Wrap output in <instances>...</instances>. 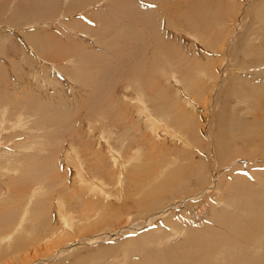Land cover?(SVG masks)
Segmentation results:
<instances>
[{
	"label": "rangeland",
	"instance_id": "rangeland-1",
	"mask_svg": "<svg viewBox=\"0 0 264 264\" xmlns=\"http://www.w3.org/2000/svg\"><path fill=\"white\" fill-rule=\"evenodd\" d=\"M19 116L26 127H12ZM117 149L134 158L122 164L123 185L151 182L161 169L158 184L177 154L187 172L157 207L123 209V222L106 229L131 232L87 243L85 232L74 233L33 259L27 242L41 229L32 224L34 234L2 245L0 264H189V246L171 248L190 230H206L197 235L202 246H191V264H264V0H0V236L38 184L44 191L30 209L39 217L59 193L81 215L73 191L97 177L115 193L121 161L109 155ZM233 168L261 192L232 195ZM122 190L113 213L128 199ZM69 242L73 250L60 255Z\"/></svg>",
	"mask_w": 264,
	"mask_h": 264
},
{
	"label": "bare ground",
	"instance_id": "bare-ground-1",
	"mask_svg": "<svg viewBox=\"0 0 264 264\" xmlns=\"http://www.w3.org/2000/svg\"><path fill=\"white\" fill-rule=\"evenodd\" d=\"M33 16H35V15H33ZM27 18H29V17H27ZM42 18L45 19L44 17H42ZM42 18H41V20H42ZM37 19H35V20H37ZM31 20H33V19H31ZM38 21H39V19L36 22H38ZM47 22H50V21L47 20ZM31 24H32V22H31ZM212 77H214V75H211V78ZM212 80H214V78ZM143 103H145V102H143ZM203 104L204 105L202 106V108H205V110L208 113L210 104H212V103H208V100L207 101L205 100V102ZM144 113L145 112H143L142 115H144ZM22 114H24V113L22 112ZM146 114L148 116H150L149 113L146 112ZM3 116H5V114H3ZM21 116L16 118V121L14 120L15 122H12V127L21 128V127H26L27 126L25 119L23 117H21ZM161 120H163V119H161ZM91 127H93V126L91 125ZM105 128H107V127H105ZM158 128H160V127H158ZM88 133H90V130H89ZM179 133H176L175 135L177 136V134H179ZM183 133H185V130H184ZM183 133L181 132L182 137H180V139L183 141V145L186 146V144H188L189 146L190 145L192 146L193 145V141H191L188 136L183 135ZM108 134H110V133H108ZM104 136L106 137L105 141L109 142L108 140H110L109 139L110 136L107 135V134L104 135ZM170 136L173 137L174 135L172 136V134H171ZM207 139H209V136L207 137ZM211 144H212V141L209 143V146H208L209 147V149H208L209 153H211V151H212V149H211L212 145ZM117 150L119 151V149H117ZM205 152L206 151H204V153ZM178 155L179 154H177L174 157H171V159L169 160L170 162H172V165H171L172 169H168V167L166 165L163 167L164 169H168V171H166L167 172V176L164 177L160 182H158V184H160L162 182L164 183V182H166V180L168 178H170L168 182H166L163 185H158V184L154 185L156 178L159 177L162 174V170L158 169V171L155 174H153L151 182H147L146 184H141V185H138V184L137 185H133L134 186V188H133L132 185L131 186L130 185H123L124 182H122V181L125 178V175H124L125 172H126L125 167L128 166L131 163V160H133L134 158H132L131 156H129L128 158H123V155H122V153L120 151H119V155L114 154V152L110 153V155H109L110 157L109 158H110V160L113 161V163H111V164H113V165L115 164L117 166V164L120 165L118 163L119 162L118 160L121 161V167L118 166L120 168V171L117 172L118 173V182L120 184V185H118L119 194H120L122 188H123L122 191H125L126 189L129 188L128 189V193L125 191L126 195L128 196V199L121 205V208L116 213H113L112 199L115 198L116 200L120 201L121 196L117 197L115 195L117 193L118 189H116L115 193L112 192L110 190L111 188L109 187L108 183L103 181L104 179L102 180L99 177H97V178L94 179V181H97V183H95L96 185L93 184L94 182L92 180L91 182H86L87 187H81V185H77L78 188H76V190L73 191L74 192L73 194L76 196V198L79 199V201H77V202L81 205V215H80V213L76 214L75 212L78 211V210H74V207H72L73 203L72 202H67L65 200V197L62 196L59 193V195L55 199L56 201L54 200V205H52V202H51L46 209L41 210L40 217H39V213H37V215L33 214L34 216H36V218H33V215H32L31 209H30V202L33 201L38 196V194L40 193V190L44 191L43 187H45L44 185L38 184V186L33 189L34 192H31L29 194V198H28L29 203L25 205L21 215L17 216L18 219L15 221V223H13L11 225V230L8 231L7 233H5L4 235L0 236V248L2 247L3 244H8L10 246L13 243L12 239L15 238L16 236H18L19 234H21V235L23 234L24 235L26 232L34 234V231H35V227L34 226L35 225L36 226L38 225V227L41 229V231L38 232L37 235H35L37 238L27 242V246L29 245L31 247L29 249H28V247L26 248L27 252H29V253L31 252V249L34 250L33 255H30V254L26 255L27 258L32 256L33 259L36 258L39 255H42V253H40V251H42L43 248L44 249H48V248L55 247V246L59 247V246L65 244V242H67L71 238H73L74 233H75V235H77L78 232H85L86 234H85V236H83L84 238H81V242L87 243L89 240H93V239H96V238H99L100 240L101 239L105 240L109 236H110V238H112V237H114L116 235H122L124 233L133 231V230H131L130 227L128 229H122L120 231L119 230H111V233H112V235H111L109 233L107 234L106 229H110V226L113 224L111 222L114 220V218H118L117 221H116V222H118V224L123 222L122 220L125 219V217H126V215L124 213H122L123 209H125L127 211H130L132 208H137L138 213L142 214L143 212H146V210L149 209V208L151 209L152 207H154V208L157 207V205L160 203V202H156L160 198L159 195H161V194H167L168 195V193H170L171 191L173 192V190L175 188H178V185L175 182H174L173 185H170V182L172 183V181H175L177 178H179L178 176L186 174V172H187L186 171L187 164H182L181 161H180L181 158H179ZM187 155H188V152H187ZM133 156H134V154H133ZM136 156H137V154H136ZM75 157L78 158V156H76V155H75ZM155 160H157L159 162V159H155ZM190 160H192V159H190ZM182 161H184V160L182 159ZM125 162H126V166H124V165L122 166V164L123 163L125 164ZM198 162H200V161H198ZM80 163L82 165L80 167H83L82 161ZM77 164L79 165V163H77ZM99 164H100V166L101 165L102 166H106V165H103L101 163H99ZM135 164H136L135 167H137V165H139V163H135ZM225 164H227L226 167H229L228 166V162H226ZM108 165H110V164H108ZM157 165H159L157 167H160V164H157ZM197 166H199V165H197ZM77 167L79 168V166H76V169H78ZM113 169H114L113 167L112 168L111 167L108 168V170L111 173H114V171H117V168L115 170H113ZM239 170H240L239 168H233L231 170L232 171L231 173L234 175V181H230L229 180V182L227 183V185H232V189L230 190L232 195H237V192L239 194H242V195H249V194H252V193H255V194L256 193H260L261 190L253 188L251 186L252 183L250 182L248 177L244 174V172H241V170H240V172H241L240 173ZM204 172L205 171H204L203 167L199 166L198 169H197V174L199 175V178H201L202 180L205 179ZM236 172H237V174H235ZM77 173H79V175H80L79 179H81L82 182H84L87 179V177L84 176V173H82L81 171L78 170ZM212 173L215 174L214 172H212ZM150 178H151V176H150ZM259 178H260L261 182L264 185V172L259 174ZM184 179H185V177H184ZM213 181H215V176H212L211 180L208 183L210 185H217L218 182H213ZM41 183H42V181H41ZM98 183H100V185H97ZM166 184H168V185H166ZM208 188H210V186H208L207 189ZM90 191H93L94 193L91 195ZM175 191H176V189H175ZM205 191L206 190H203V192H201V193H205ZM44 193H46V192H44ZM167 195L166 196L164 195V197H165V198H163L164 200L169 199V198H167ZM242 195H241V198L245 199V197L242 196ZM200 196H201V194H200ZM40 206H41V204H40ZM43 207H45V206H43ZM53 210H55V212L58 211L56 213L58 216L53 214ZM150 212H151V210H150ZM132 214H129V216L126 219H128V220L131 219V215ZM37 217H39V219ZM32 224L33 225L35 224V225L32 227ZM137 224H139V222ZM225 224L227 225V227H235V223L231 219H229L228 217L225 220ZM89 232H95L94 235H96V236H91L90 237L91 234H87ZM205 232H206V230H200V231L199 230H190L189 234L185 238V240L183 242L179 243L180 246L176 245V247L174 249L171 248V247L170 248L172 250H175V249L182 250L184 248V246L185 247L189 246V247H187L186 251H188V253L190 255L185 258V261L187 263L191 264L190 260L193 257L192 255L194 254V250L192 249L191 246L197 245V248L199 246H202L201 245L202 242L200 241L199 238H197V235L199 233H205ZM70 234H72V235H70ZM209 235H210V233H209ZM162 236H164V235H162ZM19 237H21V236H19ZM74 243L75 242H69L68 245H64L63 247H60V249L57 250L58 253H62L60 255H63V254H65L66 250H68L69 248L71 250H73L74 246L76 245ZM203 247H205V246H203ZM22 248H24V247H21V250H22ZM21 250H18V248H16V251H14V252L21 251ZM175 251H170V252L171 253L172 252L175 253ZM200 251H201V249H200ZM180 260H181V258L179 259V261ZM151 261H153V259ZM172 261H175V260L174 259H172L170 261L167 260V263H170ZM25 262H27V261L25 260ZM138 264H142V263L140 262Z\"/></svg>",
	"mask_w": 264,
	"mask_h": 264
}]
</instances>
